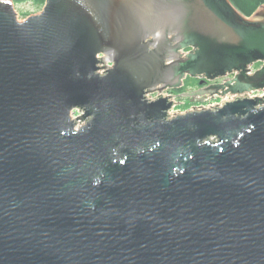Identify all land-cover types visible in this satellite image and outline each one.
Listing matches in <instances>:
<instances>
[{
  "label": "water",
  "instance_id": "water-1",
  "mask_svg": "<svg viewBox=\"0 0 264 264\" xmlns=\"http://www.w3.org/2000/svg\"><path fill=\"white\" fill-rule=\"evenodd\" d=\"M0 264H264V4L0 0Z\"/></svg>",
  "mask_w": 264,
  "mask_h": 264
},
{
  "label": "rangeland",
  "instance_id": "rangeland-1",
  "mask_svg": "<svg viewBox=\"0 0 264 264\" xmlns=\"http://www.w3.org/2000/svg\"><path fill=\"white\" fill-rule=\"evenodd\" d=\"M14 1V9L15 12L17 13V19L18 21L22 22L24 21L27 17L36 15L40 13L42 10L43 5L37 4L33 2L32 0H27V2H22V3H16ZM254 67V66H253ZM258 67H256L257 69ZM232 78V76H229ZM224 79H217L214 81L215 84H222ZM185 85L189 87V90L195 89L198 85L195 84V82H198V80L193 79L192 77H187L185 80ZM258 94L257 92L253 93V95ZM177 100L181 103L178 105V108L181 110H188L190 107H193L197 103L192 102V100H184L180 96L177 98Z\"/></svg>",
  "mask_w": 264,
  "mask_h": 264
},
{
  "label": "built area",
  "instance_id": "built-area-1",
  "mask_svg": "<svg viewBox=\"0 0 264 264\" xmlns=\"http://www.w3.org/2000/svg\"><path fill=\"white\" fill-rule=\"evenodd\" d=\"M185 53H187V51H185ZM256 70V68H254L253 66L251 67V72L249 73V74H251L252 72H254ZM221 79H224L223 80V82H222V84H224L226 81H228V80H230L231 79V77H229V76H227V77H225V78H221ZM170 94H176V93H174L173 91H171V90H164V91H162L161 93H158V92H155V93H153V94H148L147 95V98L150 100V99H152V98H154V97H156L157 95H162V96H168V95H170ZM256 95H258V94H256ZM250 96L251 97H253V96H255V95H253V93H251L250 94ZM179 96H177V95H175V96H173V97H171L170 98V100L173 102V103H177L176 105H173L172 106V109L169 111V112H185L184 110H181L180 108H178V105L179 104H181L178 100H177V98H178ZM233 97L232 96H230V95H226V96H224V97H220V96H213V97H209V96H206V97H203V98H201L200 100H195V99H193V101L192 102H195V103H197L196 105H194L193 107H190L189 109H194V108H196L198 105H200V106H207V105H218V106H221L225 101H227V100H231ZM188 109V110H189ZM176 115H172L170 118H172V117H175ZM75 116H72L71 118H74Z\"/></svg>",
  "mask_w": 264,
  "mask_h": 264
},
{
  "label": "trees",
  "instance_id": "trees-1",
  "mask_svg": "<svg viewBox=\"0 0 264 264\" xmlns=\"http://www.w3.org/2000/svg\"><path fill=\"white\" fill-rule=\"evenodd\" d=\"M21 0H15L18 3ZM33 2L43 5L44 0H32ZM232 4L245 16H251L255 10L264 4V0H230ZM259 64H256L254 67H258ZM178 93L181 92L180 90L177 91Z\"/></svg>",
  "mask_w": 264,
  "mask_h": 264
},
{
  "label": "flooded vegetation",
  "instance_id": "flooded-vegetation-1",
  "mask_svg": "<svg viewBox=\"0 0 264 264\" xmlns=\"http://www.w3.org/2000/svg\"><path fill=\"white\" fill-rule=\"evenodd\" d=\"M22 2H27V0H21V1H19V3H22ZM258 64V63H257ZM256 65V64H255ZM255 65H253V66H255ZM260 66V63H259V65H258V67ZM196 80H198V82H195V84H199V79H196ZM205 85H209V82L208 83H206ZM205 85H203V86H205ZM199 88H201V86H197L195 89H193V90H189V87L188 86H186L185 85V82H183V87H182V89L180 90L181 92H177V91H173L174 93H176V95L177 96H180L182 99H184V100H192L193 101V98H191V97H183L182 96V94H185V93H189V92H193L194 90H197V89H199Z\"/></svg>",
  "mask_w": 264,
  "mask_h": 264
}]
</instances>
